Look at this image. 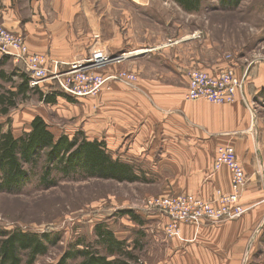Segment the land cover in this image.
I'll return each instance as SVG.
<instances>
[{
	"label": "rangeland",
	"instance_id": "1",
	"mask_svg": "<svg viewBox=\"0 0 264 264\" xmlns=\"http://www.w3.org/2000/svg\"><path fill=\"white\" fill-rule=\"evenodd\" d=\"M61 1H36L46 13L40 21L46 39L41 42L32 37L30 44L35 51L30 50L26 35L11 31L1 23L0 27L22 40L29 54L40 56L43 66L62 61L60 70L69 67L67 62L88 61L96 50L112 58L134 46L147 45L150 50L155 47L153 44L159 43L150 41L148 32L164 38L160 43L162 47L182 44L185 49H180L179 56L186 69L183 98L206 105L208 112H198L214 128L218 126L219 133L207 137L206 142L190 139L186 132L190 124L181 111L177 115L182 118L172 116L169 120V116H163L165 120L153 121L137 145L129 147L132 134L138 131L135 129L117 148L105 150L111 159L115 158L112 160L130 166L136 177L133 181L90 176L80 170L63 174L53 169L49 175L51 183L47 186L40 182L41 168L45 164V157H40L31 177L19 189H0V231L17 229L49 234L51 242H45L46 253L38 254L32 264H58L66 250L82 249L84 245L112 259L94 232L99 224L110 229L117 240L124 241L135 257L132 264H200L198 262L203 261L213 264L209 260L216 258L214 255L222 257V250H206L204 252L210 255L207 257L191 249L192 244L216 241L217 228L244 219L250 227L249 233L242 235L244 228L240 227L232 240L227 241V249L230 245L239 248L242 245L244 249L241 247L237 259L240 264H264V89L257 91L254 80L249 81L251 72L264 69V63L246 69L254 53L264 52V0H240L235 8L221 6L218 0H200L201 7L195 12L164 5L155 10L159 13L155 17H147L132 5V2L146 0H63L80 8L65 11L59 20L54 4ZM158 17L168 22L159 24ZM55 32L60 41L52 40ZM165 53L146 57L135 53L97 66L84 65L83 72L101 75H117L125 70L135 75V81L112 79L97 93L80 97L66 95L56 81L30 87L22 61L16 62L0 53L2 60L6 58L0 61V70L7 76L0 78V99L6 103L0 102V109L8 105L9 100L13 103L7 106L6 114H0L2 129L19 136L30 130L31 120L38 115L55 139L64 135L70 140L78 137L93 141L87 135L105 125L95 124V121L102 120L104 93L112 83L134 91L140 73L132 69H146L147 74L154 70L164 72L166 69L156 66L169 65L170 55ZM194 70L211 76L231 70L237 77L247 72L243 96L236 93L232 102L225 103L188 99L189 72ZM23 74L29 88L24 95L19 86ZM11 92H15V96ZM45 94L52 95L54 100L44 102ZM216 119L222 121L215 123ZM220 147L233 149L234 161L245 177L243 186L237 190L234 189V170L219 157ZM129 148L131 152H127ZM244 161L250 164L248 169ZM223 167L228 170V189L209 187L213 175ZM234 193L238 196L232 201ZM198 223L209 225L211 229L198 232L194 227ZM185 226H193L186 229L187 234L183 232ZM55 239L58 240L54 242ZM22 253L24 260L28 252ZM229 256L232 257L231 250ZM82 257L74 256L66 263L78 264Z\"/></svg>",
	"mask_w": 264,
	"mask_h": 264
},
{
	"label": "crops",
	"instance_id": "2",
	"mask_svg": "<svg viewBox=\"0 0 264 264\" xmlns=\"http://www.w3.org/2000/svg\"><path fill=\"white\" fill-rule=\"evenodd\" d=\"M29 1L34 0H0V23L11 31L23 33V35H26L27 42L29 41L28 46L30 50L35 51V49H33L32 47L33 45L30 44L32 37L41 42L45 41L46 39L44 34L42 33V29L40 28V21H42V16H45L46 13L44 11H41L38 2H36L37 0H35L34 2ZM132 5L142 10V14H145L147 17H155V15H159V13H156L155 10L162 8V6L164 5H174L178 9L182 8L177 2L173 0H166L161 3L151 0L141 2L135 1L132 2ZM78 8H80L78 4L71 5L64 2L63 0L59 3L55 2L54 4V12L58 16L59 20L64 15L65 11L70 9L76 10ZM155 19L156 18H154V20ZM157 20L159 24H166L168 22L166 21V19H162V17H158ZM148 33L145 34L151 35L149 40L152 42L157 41L159 44H153L152 46L155 47L150 50L149 48H146L147 45L134 46V48L132 49L127 48V50H125L128 51L126 52V54L134 52V54L138 53V56L142 55L141 57H146L150 55L156 56L158 54H163L166 52L170 55L167 61L169 65H161L156 67H158V69H166L165 71L168 74H166L165 71L163 72L161 70H154L152 74H147L145 72L146 69H132L134 70L133 72L136 71L137 73H140L137 87L134 89V91H126L122 89V87L118 83L114 82V84L112 83L108 91L104 93L106 94L104 101L105 103L103 104L100 115L102 120L95 121V124L97 123L100 125H105L101 127L98 126L94 133H90V135L87 136L91 140L95 139L99 142L103 141L106 152H109V150L114 147L117 148L121 144V141L125 140L126 136L130 133L132 134L135 129H138V131L132 134L130 139L131 144L129 145V147L137 145L138 139L141 135L147 133V128L150 124H152L153 121H156L157 119L165 120V117L163 116H169V120L172 116H178L182 118L181 116L177 115V113L180 111L184 113L185 121L190 124V130H186V132H188L187 136L190 139L206 142L207 137H211L213 134L219 133L216 130L218 126L214 128L212 124H209L208 121H205L203 115L198 112L200 111L205 113L206 105L195 103L197 101H186L183 98V92L186 85L185 76L183 73L186 72V69H184L183 67L184 61H182L181 57L179 56L181 54L179 53V51L182 48L185 49V47H183L182 44L172 47H162L160 46V43L164 38L159 36L160 34L157 33ZM54 34L55 37L52 40L56 39L55 41H60L56 32ZM145 34H143L142 37L145 36ZM121 38L122 37H120V39ZM134 38L136 39V41L138 40L137 37L134 36ZM142 41H144V37ZM120 46H122V43ZM5 59L6 58L3 57V60ZM3 60L2 58H0L1 63L3 62ZM144 73L147 75H144ZM252 80H254L255 82L254 85L258 87L257 91L263 90L264 69H254V73L252 74L251 72V76H249V81L252 82ZM250 85H252V83H250ZM220 113L222 114L223 112ZM200 115L201 120L199 118ZM219 121L222 120L216 119L214 122L219 123ZM139 124H142V126H140ZM168 132H171V130H169ZM131 151L132 150L130 148L127 149V152ZM253 153L254 151L252 149V158ZM112 159L115 158L113 157ZM257 161H259V159H257L256 157V162ZM244 162L245 168L248 169V167H250V164L247 161ZM259 164L261 165V162H259ZM260 165L259 168L261 167ZM254 168L255 166L252 165V170H254ZM218 172V174L215 173L213 175L214 177L213 179H211L209 187L219 186L220 188L227 190L229 185L228 170L223 167ZM185 227L186 228L183 229V232L184 234H187L186 229L193 226ZM194 227L198 232L203 233H205V231H208V229H211L209 225L200 223L194 225ZM240 227L244 228L242 231V235L249 233L250 227L248 226V222L244 219L236 221V223L229 222L217 228L216 233L219 236H217L216 238H218V240L212 241L210 243L207 241H203L201 243L196 242L192 244L191 249L195 248L196 252L200 251V254L202 256L205 255L207 257H209L210 255L204 252L206 250H222V257H219V255H214L216 258L210 259L209 262L212 261L213 264H240L239 260L237 259L240 257V249L242 245L240 248L235 247V245L231 247L230 245L229 250L227 249V245L229 244V242L227 241L232 240V237L236 235ZM242 249H244V247H242ZM223 250L227 251L228 254H225ZM230 250L232 251V257L229 256ZM186 257H188V254H186ZM221 260H223V262H220ZM198 263L204 264V261Z\"/></svg>",
	"mask_w": 264,
	"mask_h": 264
},
{
	"label": "trees",
	"instance_id": "3",
	"mask_svg": "<svg viewBox=\"0 0 264 264\" xmlns=\"http://www.w3.org/2000/svg\"><path fill=\"white\" fill-rule=\"evenodd\" d=\"M187 12L198 11L201 7L200 0H174ZM221 6L235 8L240 0H218ZM24 75V74H23ZM22 76V75H21ZM6 73L0 70V78H5ZM20 92L28 91L26 76L22 77L19 85ZM15 96V92L10 93ZM44 102H52V95H44ZM8 105L13 103L9 100ZM6 104L4 99H0ZM7 102V101H6ZM8 105L0 109V114H6ZM0 124V189H19L22 184L29 180L31 171L36 165L38 158L45 157V164L41 168L40 182L50 185L49 175L53 169L63 174L73 170H80L90 176L100 178H113L118 181H133L136 177L132 174L130 166L117 160H112L105 152L104 143L97 140L89 141L66 136L54 138L47 124L40 116H35L30 122V130L19 136H15L11 130L3 131ZM50 180V181H49ZM132 217L136 218L134 214ZM94 232L99 242L106 246V253L112 256L96 254L84 245V248L69 251L66 250L58 264H68L66 261L74 256L82 255L78 264H132L135 257L125 246L124 241L117 240L113 232L104 225H97ZM58 240L55 239L54 242ZM50 241L49 234L39 235L34 232L0 231V264H32L38 254H45ZM27 251V258L23 260L22 252ZM26 260V261H25Z\"/></svg>",
	"mask_w": 264,
	"mask_h": 264
},
{
	"label": "built area",
	"instance_id": "4",
	"mask_svg": "<svg viewBox=\"0 0 264 264\" xmlns=\"http://www.w3.org/2000/svg\"><path fill=\"white\" fill-rule=\"evenodd\" d=\"M0 53L3 56L11 57L16 62L22 61L25 66V72L28 75L27 79L30 87H39L42 84L56 81L62 91L70 97L93 95L112 79L124 80L127 82L135 81V75L125 70L119 72L117 75H113L114 73L101 75L95 72H83L85 70L82 69L85 67L84 65L94 64V66H97L109 61H118L125 57L120 55L112 58L97 50L90 56L89 62L84 61L83 64L81 63L82 60L80 62H67L69 67L66 70L59 69V66L64 64L62 61H54L49 67L43 66L40 56L29 54L22 40L1 27ZM257 63H264V52L254 53L252 60L247 63L246 69H249L251 65L253 67ZM246 73L247 72H244L241 77H237L231 70L223 71L218 76H211L197 70L190 71L186 93L187 98H204L216 103L232 102L236 93H240L243 96ZM220 149L219 157L222 161L229 162L234 170V189L237 190L240 186H243L245 177L234 161L233 149L231 147H220ZM237 196L238 193L232 194V201H235Z\"/></svg>",
	"mask_w": 264,
	"mask_h": 264
},
{
	"label": "bare ground",
	"instance_id": "5",
	"mask_svg": "<svg viewBox=\"0 0 264 264\" xmlns=\"http://www.w3.org/2000/svg\"><path fill=\"white\" fill-rule=\"evenodd\" d=\"M132 54H134V52L133 53H127V54L123 53V54H121V56H131ZM83 62H84V60L81 61L82 64H83Z\"/></svg>",
	"mask_w": 264,
	"mask_h": 264
}]
</instances>
